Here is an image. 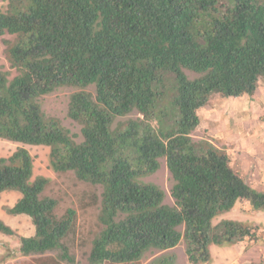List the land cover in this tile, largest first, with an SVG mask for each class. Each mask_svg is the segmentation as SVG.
Returning <instances> with one entry per match:
<instances>
[{
    "label": "trees",
    "instance_id": "obj_1",
    "mask_svg": "<svg viewBox=\"0 0 264 264\" xmlns=\"http://www.w3.org/2000/svg\"><path fill=\"white\" fill-rule=\"evenodd\" d=\"M6 2L0 35L13 36L5 54L15 74L0 68V139L48 147L53 172L101 187L89 264H140L147 253L158 254L147 264H176L168 251L180 243L187 264H207L211 246L261 240L259 224L214 220L239 201L264 210V190L231 168L227 151L191 134L213 94L251 96L264 79V0ZM62 87L75 89L67 117L80 141L42 109ZM132 112L139 117L127 118ZM160 159L171 205L142 180ZM48 182L34 176L26 148L0 157V193L20 194L4 210L34 227L19 237V254L30 258L21 264L75 263L66 239L76 212L56 214ZM0 233L14 235L1 219Z\"/></svg>",
    "mask_w": 264,
    "mask_h": 264
},
{
    "label": "rangeland",
    "instance_id": "obj_2",
    "mask_svg": "<svg viewBox=\"0 0 264 264\" xmlns=\"http://www.w3.org/2000/svg\"><path fill=\"white\" fill-rule=\"evenodd\" d=\"M6 0H0V8L5 11ZM12 35H0V68L13 76L6 59L5 41H11ZM189 78L196 75L185 71ZM87 90L92 91L89 87ZM73 88L62 87L41 99L42 109L46 115L60 120L63 126L78 136L80 141V126L67 117L69 95ZM127 118H137L132 112ZM199 125L192 132L194 140L206 139L218 148L227 151L230 166L246 182L257 190H264V79H260L251 96L243 95L238 98H224L213 94L209 101L198 111ZM18 147L26 148L33 157L34 176H44L49 182L44 195L57 200L55 210L61 216L66 209L76 212V222L73 232L67 237L66 243L75 257L74 264H89L87 255L91 240L100 230L97 221L101 187L78 180L68 171L55 173L48 164L49 149L45 146H32L14 143L0 139V157L10 155ZM157 185L165 193L164 203H173L170 197L172 184L170 174L164 159L159 160L158 170L142 179ZM20 194L16 191L0 193V219L14 231L13 236L0 233V264H21L30 262L29 257H23L18 252L19 237L31 236L34 227L26 215H9L5 207H11ZM233 219L242 222L256 223L261 226V240L245 241L232 246H211V261L207 264H263L264 263V210L253 212L244 201H239L227 213L214 220ZM176 257V264H187L183 243L168 251ZM55 254V253H49ZM158 254L147 253L140 264H147Z\"/></svg>",
    "mask_w": 264,
    "mask_h": 264
}]
</instances>
